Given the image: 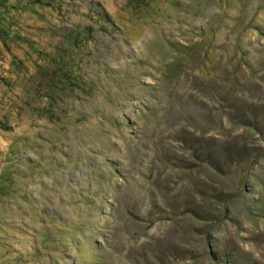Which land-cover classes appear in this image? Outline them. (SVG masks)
I'll return each mask as SVG.
<instances>
[{
    "label": "rangeland",
    "instance_id": "1",
    "mask_svg": "<svg viewBox=\"0 0 264 264\" xmlns=\"http://www.w3.org/2000/svg\"><path fill=\"white\" fill-rule=\"evenodd\" d=\"M0 264H264V0H0Z\"/></svg>",
    "mask_w": 264,
    "mask_h": 264
}]
</instances>
